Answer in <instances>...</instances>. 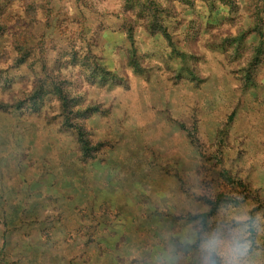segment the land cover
I'll use <instances>...</instances> for the list:
<instances>
[{
	"label": "rangeland",
	"instance_id": "obj_1",
	"mask_svg": "<svg viewBox=\"0 0 264 264\" xmlns=\"http://www.w3.org/2000/svg\"><path fill=\"white\" fill-rule=\"evenodd\" d=\"M0 264H264V0H0Z\"/></svg>",
	"mask_w": 264,
	"mask_h": 264
}]
</instances>
